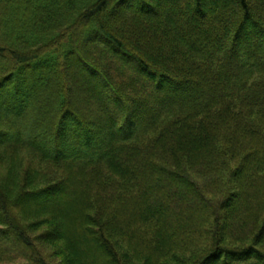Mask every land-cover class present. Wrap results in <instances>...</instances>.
I'll use <instances>...</instances> for the list:
<instances>
[{
	"label": "trees",
	"instance_id": "obj_1",
	"mask_svg": "<svg viewBox=\"0 0 264 264\" xmlns=\"http://www.w3.org/2000/svg\"><path fill=\"white\" fill-rule=\"evenodd\" d=\"M1 163L0 262L264 264V0H0Z\"/></svg>",
	"mask_w": 264,
	"mask_h": 264
},
{
	"label": "rangeland",
	"instance_id": "obj_2",
	"mask_svg": "<svg viewBox=\"0 0 264 264\" xmlns=\"http://www.w3.org/2000/svg\"><path fill=\"white\" fill-rule=\"evenodd\" d=\"M185 0H180V8L183 9V4ZM208 6V4H207ZM172 16L178 17L179 13L176 10L171 11ZM82 71V68H80V64L76 63L74 64V69L71 72L74 82H72V88H73V98L77 102L81 103L83 106L85 105L84 101L86 100V94H88L91 90H93V86L95 84V81H92L91 79L87 78L86 76L82 75L81 77H75V74H80ZM58 84V81H57ZM193 88V87H192ZM197 87H194L193 90H196ZM187 93V92H186ZM181 95H184V93H181ZM90 110H93L94 112H98L99 110L96 109V106L90 107ZM12 175L9 173L4 164H0V184L2 186L7 185V187H13L14 183L11 180ZM31 203L37 204L40 200L32 198L30 199ZM16 215H19L22 217V224L25 226L28 224L30 226L29 234L34 239V246H36V249L40 252V255L44 259V263L48 264H59V258L55 255H53V251L56 249L55 245L42 243L41 236L45 232V229L47 226L46 222L44 221H36L35 219H30L29 217H26V213L15 210ZM21 221V220H20ZM205 246L201 245V249ZM186 253H190V251H187ZM39 254V253H38ZM22 263V260L17 261H6V262H0V264H17Z\"/></svg>",
	"mask_w": 264,
	"mask_h": 264
}]
</instances>
